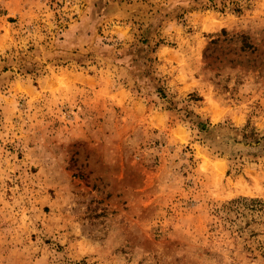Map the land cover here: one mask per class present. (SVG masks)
Instances as JSON below:
<instances>
[{
	"label": "rangeland",
	"instance_id": "obj_1",
	"mask_svg": "<svg viewBox=\"0 0 264 264\" xmlns=\"http://www.w3.org/2000/svg\"><path fill=\"white\" fill-rule=\"evenodd\" d=\"M0 264H264V0H0Z\"/></svg>",
	"mask_w": 264,
	"mask_h": 264
}]
</instances>
